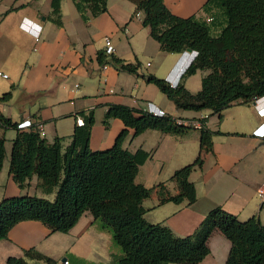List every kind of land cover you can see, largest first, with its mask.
<instances>
[{"label":"crops","instance_id":"1","mask_svg":"<svg viewBox=\"0 0 264 264\" xmlns=\"http://www.w3.org/2000/svg\"><path fill=\"white\" fill-rule=\"evenodd\" d=\"M166 8L179 17L195 16L217 36L225 20L223 14L207 0H163ZM135 6L128 0H107V12L83 20L72 0H61L60 22L52 18L51 0H0V96L11 92L0 112L13 123L30 120L42 124L48 143L65 138V145L80 114L93 113L89 147L92 151L110 148L124 129L119 119L103 125L110 105H124L145 112L147 104L164 111L173 119L195 120L206 115L205 127L215 134L211 153L203 155L201 168L189 175L194 185L196 201L175 204L167 200L178 193L173 173L192 163L199 154L200 131L191 129L183 135L147 130L128 136L124 149L131 153L142 150L150 154L139 166L136 183L153 189L142 203L145 220L163 224L179 237L192 235L205 215L215 207L231 213L241 222L257 216L264 225V207L256 190L264 181V168L256 164L257 150L264 139L253 131L262 123L258 114L260 103L236 104L221 112V119L209 110L199 112L178 110L157 87L144 78L118 71L110 65L103 69L97 61L105 49V37L115 48L114 56L127 63L140 64L139 73L151 74L176 86L177 70L185 65L190 52L165 53L150 36L141 19L134 18ZM88 16V15H87ZM40 26L39 40L29 33ZM34 31L36 28H33ZM104 53V52H103ZM151 61V63L149 62ZM7 73L6 77L2 72ZM207 71H197L184 80L190 91L191 80ZM77 85V87H75ZM201 88V86H200ZM197 93V92H196ZM239 108V109H237ZM82 119V118H81ZM231 119L229 128L220 121ZM5 146L15 137L14 130H5ZM11 150V148H10ZM0 172V202L21 195L37 196L50 201L55 193L44 195L34 177L20 189L8 173L10 153ZM264 156V150L262 151ZM209 254L199 264H225L230 242L220 232H214L207 242ZM35 249L50 257L55 264H111L120 251L111 235L100 228L90 213L85 212L67 233L52 232L37 221H22L13 226L7 238L0 240V264L10 257H22L23 251ZM29 264H41L30 261Z\"/></svg>","mask_w":264,"mask_h":264},{"label":"trees","instance_id":"2","mask_svg":"<svg viewBox=\"0 0 264 264\" xmlns=\"http://www.w3.org/2000/svg\"><path fill=\"white\" fill-rule=\"evenodd\" d=\"M84 21L107 12V0H72ZM135 13L142 15V25L165 53L197 52L176 86L151 74L139 73L140 64H132L103 52L97 55L100 66L110 65L118 71L145 79L173 102L178 110L199 112L209 110L221 119V112L236 104H250L264 96V0H207L223 14L225 23L217 36H212L204 22L195 16L186 18L172 14L163 0H128ZM61 0H51L52 18L60 22ZM88 15V16H87ZM197 71L208 73L201 79L197 93L189 92L184 80ZM12 93L0 96V104L11 100ZM83 125L75 126L69 143L55 138L48 143L34 126L18 129L17 123L0 112V172L5 160V130H14L11 141L8 173L20 189L34 177L44 195L55 193L52 201L37 196L21 195L0 202V240L22 221H37L52 232L67 233L88 212L101 229L110 235L120 254L111 264H199L208 254L207 242L214 232H220L230 242L225 264H264V225L257 216L246 221L220 207L210 210L190 236L179 237L163 224L145 220L143 201L153 189L136 183L138 168L150 156L138 150L131 153L123 143L128 129L133 136L147 130L183 135L190 127L178 125L170 116L156 117L124 105L108 106L103 125L119 119L124 129L114 144L105 150L89 147L92 112L80 114ZM199 154L190 164L176 170L172 180L178 193L167 200L188 205L196 201L194 185L189 175L201 168L203 155L213 151L215 134L205 127L199 130ZM55 264V261L35 249L23 251V256L10 257L6 264Z\"/></svg>","mask_w":264,"mask_h":264},{"label":"built area","instance_id":"3","mask_svg":"<svg viewBox=\"0 0 264 264\" xmlns=\"http://www.w3.org/2000/svg\"><path fill=\"white\" fill-rule=\"evenodd\" d=\"M133 16L136 19H142V15L139 12L135 13ZM33 28H36L35 31H34ZM40 29H41L40 26L37 25L36 27L34 26V27H32V29L29 30V33L33 36L35 41L39 40ZM104 42H105V49L103 51L104 54L107 55V56L113 55L114 52H115V48L112 45L110 38L109 37H105ZM190 53H191L190 57L187 58V60H184V61H186L185 65H180L179 69L177 70V77H176L177 79H179L181 77L182 73L186 70V68L189 66V64L194 60V58L197 55V52H195V51H190ZM102 68L106 69L107 66L104 65V66H102ZM3 77H6V75H3ZM75 87H77V85H75ZM254 103H260L259 105L261 107L258 109V114L263 117L264 116V96L260 97V98H256L254 100ZM145 112H147V113H149V114H151L153 116H156V117H163V116L166 115L164 113V111H162L161 109L155 107L151 103L147 104V108H146ZM206 117H207L206 115H201L198 119H195V120H192V119L191 120L177 119L176 123L178 125H182V126H185V127H190L192 129H195V130H200L203 127V122L205 121ZM77 124H78V126H82L83 125V120L81 118H77ZM17 127H18V129H24V130H29V129H31L33 127L34 130L36 132H38L40 136H43V134H44L43 133L42 124H40V123L33 124L30 120H26V121H23V122L19 123L17 125ZM253 135L255 137L264 139V123L260 124L253 131ZM256 196H257V199L260 202V205L262 207H264V181L262 182L260 187L256 190ZM64 264H68V262L65 261Z\"/></svg>","mask_w":264,"mask_h":264},{"label":"rangeland","instance_id":"4","mask_svg":"<svg viewBox=\"0 0 264 264\" xmlns=\"http://www.w3.org/2000/svg\"><path fill=\"white\" fill-rule=\"evenodd\" d=\"M149 62L151 63V61H149ZM2 73H4L6 76H9L5 72H2ZM199 81H200V74H197V76L191 80V83H192L190 85L191 93L194 94L200 90L201 85H200ZM237 109H239V108H237ZM220 124L223 128H229V126L233 125V122L231 119H226L224 121L221 120ZM5 147H6L7 151L10 153L11 143L10 142L7 143ZM263 150H264V146L262 145L261 148L259 150H257L258 154H256V161H254L256 164H258V165L260 164L262 168H264V156L262 154Z\"/></svg>","mask_w":264,"mask_h":264},{"label":"water","instance_id":"5","mask_svg":"<svg viewBox=\"0 0 264 264\" xmlns=\"http://www.w3.org/2000/svg\"><path fill=\"white\" fill-rule=\"evenodd\" d=\"M186 51L190 52L191 50L188 49V50H186Z\"/></svg>","mask_w":264,"mask_h":264},{"label":"clouds","instance_id":"6","mask_svg":"<svg viewBox=\"0 0 264 264\" xmlns=\"http://www.w3.org/2000/svg\"><path fill=\"white\" fill-rule=\"evenodd\" d=\"M187 52V51H186ZM183 74V73H182Z\"/></svg>","mask_w":264,"mask_h":264}]
</instances>
